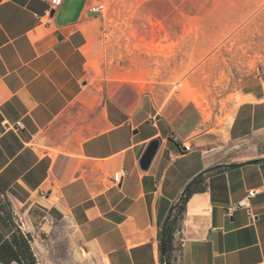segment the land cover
I'll use <instances>...</instances> for the list:
<instances>
[{
  "label": "crops",
  "instance_id": "obj_1",
  "mask_svg": "<svg viewBox=\"0 0 264 264\" xmlns=\"http://www.w3.org/2000/svg\"><path fill=\"white\" fill-rule=\"evenodd\" d=\"M97 2L49 13L50 0H0V264L23 263L14 233L37 255L62 224L104 264H163L161 227L201 172L173 264H264V75L241 77L208 116L190 88L160 95L148 74H99Z\"/></svg>",
  "mask_w": 264,
  "mask_h": 264
},
{
  "label": "rangeland",
  "instance_id": "obj_2",
  "mask_svg": "<svg viewBox=\"0 0 264 264\" xmlns=\"http://www.w3.org/2000/svg\"><path fill=\"white\" fill-rule=\"evenodd\" d=\"M99 1V74H148L160 95L190 88L208 116L226 107L241 77L264 75V0ZM41 236L37 264H104L63 224Z\"/></svg>",
  "mask_w": 264,
  "mask_h": 264
},
{
  "label": "trees",
  "instance_id": "obj_3",
  "mask_svg": "<svg viewBox=\"0 0 264 264\" xmlns=\"http://www.w3.org/2000/svg\"><path fill=\"white\" fill-rule=\"evenodd\" d=\"M261 161V160H260ZM220 168H214L219 170ZM204 179V172L199 173L192 180L191 186L186 193L180 197L177 204L173 205L172 211L169 213L165 223L159 232L160 253L163 264H173L174 251L176 249L174 240L175 233L181 227L184 211L189 197L196 191H203L204 186H199ZM13 241L17 245L23 264H37L36 256L32 251L28 238L24 234H13Z\"/></svg>",
  "mask_w": 264,
  "mask_h": 264
},
{
  "label": "built area",
  "instance_id": "obj_4",
  "mask_svg": "<svg viewBox=\"0 0 264 264\" xmlns=\"http://www.w3.org/2000/svg\"><path fill=\"white\" fill-rule=\"evenodd\" d=\"M62 3H63V0H50V3H49L50 8H49L48 12L50 13L52 10L57 9ZM105 8H106V4L103 1H99L91 7V11H93L95 13L103 14ZM17 125L21 127L22 123L18 122ZM184 149L189 151L191 149V145L185 143ZM126 173H127L126 169H121V170L116 171L113 175L112 182L115 185H118L121 182L122 178L126 175ZM255 194H256V190H254V189L250 190L249 194H248V198L254 196ZM248 198L247 197L244 198L242 201H240L238 204L234 205L232 208H235L237 206L248 207L249 206ZM178 233H179V230L176 231L175 236Z\"/></svg>",
  "mask_w": 264,
  "mask_h": 264
},
{
  "label": "water",
  "instance_id": "obj_5",
  "mask_svg": "<svg viewBox=\"0 0 264 264\" xmlns=\"http://www.w3.org/2000/svg\"><path fill=\"white\" fill-rule=\"evenodd\" d=\"M161 144H162L161 138H155L149 142V144L147 145V147H146V149H145V151H144V153L140 159V167L142 170H148L149 169V167L151 166ZM253 161H258V160H253ZM238 165H240L239 162H232L229 164V166H232V167L238 166ZM220 166H222V165H216V166L211 167L210 169L219 168ZM191 184H192V180L184 188L181 196H183L186 193V191L191 186ZM171 211H172V209H171Z\"/></svg>",
  "mask_w": 264,
  "mask_h": 264
}]
</instances>
